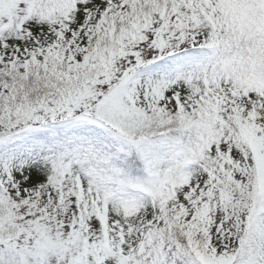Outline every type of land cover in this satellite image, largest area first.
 <instances>
[{
  "label": "snow or ice",
  "instance_id": "6c2138e0",
  "mask_svg": "<svg viewBox=\"0 0 264 264\" xmlns=\"http://www.w3.org/2000/svg\"><path fill=\"white\" fill-rule=\"evenodd\" d=\"M0 264H264V0H0Z\"/></svg>",
  "mask_w": 264,
  "mask_h": 264
}]
</instances>
